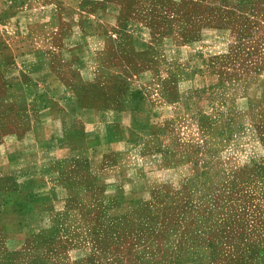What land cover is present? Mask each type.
<instances>
[{"label":"rangeland","instance_id":"rangeland-1","mask_svg":"<svg viewBox=\"0 0 264 264\" xmlns=\"http://www.w3.org/2000/svg\"><path fill=\"white\" fill-rule=\"evenodd\" d=\"M104 1L125 11L123 59L106 55L114 75L96 84L116 88L107 109L133 114L104 123L101 142L121 140L133 162L69 166L66 201L45 205L21 264H264V0ZM16 8L2 20L26 34Z\"/></svg>","mask_w":264,"mask_h":264},{"label":"crops","instance_id":"crops-1","mask_svg":"<svg viewBox=\"0 0 264 264\" xmlns=\"http://www.w3.org/2000/svg\"><path fill=\"white\" fill-rule=\"evenodd\" d=\"M95 1L103 2L84 10V0L73 9L69 0H32L17 8L13 0H0V264H21L15 259L31 236L49 224L45 205L65 203L69 166L89 162L123 173L127 160L133 162L121 140L101 142L102 125L121 122L133 110L107 109L103 92L116 88L96 84L114 75L106 55L123 59L114 30L125 11ZM14 8L32 16L26 34L16 30L15 16L2 20ZM121 74L127 75L126 67ZM10 106L26 110L5 115L2 108ZM236 110L233 117H241ZM156 157L163 162L162 153Z\"/></svg>","mask_w":264,"mask_h":264},{"label":"trees","instance_id":"trees-1","mask_svg":"<svg viewBox=\"0 0 264 264\" xmlns=\"http://www.w3.org/2000/svg\"><path fill=\"white\" fill-rule=\"evenodd\" d=\"M23 253V252H22ZM15 260L19 261V258H16Z\"/></svg>","mask_w":264,"mask_h":264}]
</instances>
